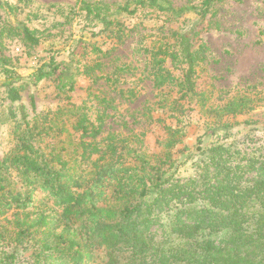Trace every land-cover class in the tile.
<instances>
[{"label": "trees", "instance_id": "obj_1", "mask_svg": "<svg viewBox=\"0 0 264 264\" xmlns=\"http://www.w3.org/2000/svg\"><path fill=\"white\" fill-rule=\"evenodd\" d=\"M216 1L176 7L170 0H127L111 7L77 0L67 20L78 14L92 38L114 36L118 42L125 37L124 14L150 8L175 19L194 15L174 32V41L161 37L148 49L159 99L144 114L154 118L150 111L155 105L176 123L168 127L160 150L151 152L142 132L97 139L112 117L108 110L116 108L102 86H89L82 103L44 118L29 121L22 110L10 131L12 145L0 159V249H11L0 264H11L5 259H15L18 250H31L34 264H264V145L252 138L240 141L236 134L238 127L257 125L256 120L232 122L256 109L264 97L237 94L215 103L197 88L205 50L202 32ZM19 3L25 0H0L10 19L2 31L20 30L30 47L47 44L18 18ZM85 40H77L69 62L58 60L60 51L48 47L49 58L29 80L18 73L12 57L0 52L5 98L19 101L22 90L45 79L56 80L57 90L68 98L77 76L84 75L136 99V87L118 88L127 64L105 73L110 52L97 40ZM80 42L93 46L94 59L84 60L85 52L79 56ZM168 59L179 70L178 78L165 66ZM187 103L211 122L197 146L186 145L175 157L189 125ZM186 162L193 175H181Z\"/></svg>", "mask_w": 264, "mask_h": 264}, {"label": "rangeland", "instance_id": "obj_2", "mask_svg": "<svg viewBox=\"0 0 264 264\" xmlns=\"http://www.w3.org/2000/svg\"><path fill=\"white\" fill-rule=\"evenodd\" d=\"M91 1H101L116 7L127 0ZM170 1L178 7L183 4L198 5L203 0ZM75 4L77 0H25V3L20 4L18 18L25 21L30 28L38 30L39 35L47 43L33 47L18 34L20 30L2 31L5 19H10L0 8V52L12 57L17 63L18 73L24 80H29L28 75L49 58L51 53L47 51L48 47L52 46L60 51L55 55L58 60L69 62L70 51L78 44L77 40L81 36L84 40L85 38L88 41L97 40L103 49L110 52L109 57L104 59L106 65L102 69L107 73L115 67L127 64L125 67L128 69L119 73L118 88L136 87L138 96L130 100L125 94L123 96L113 90L114 86L108 87L104 84L103 79H98V82L93 84L86 76L78 75L76 88L69 93L68 98L59 93L56 80L45 79L38 84H30L22 90L21 100L11 103L5 98L6 92L1 85L0 76V159L12 145L10 131L14 119L21 118L22 110H25L29 121L36 117L44 118L46 114H54L67 105L82 103L87 98V90L91 85L94 88L100 86L105 88L107 94L115 99L116 104L115 109L108 110L112 117L107 119L104 130L97 139L113 133L127 135L142 132L144 147L151 152L159 151L168 135V127L176 123V119L169 112L158 109L155 105L150 111L154 118L151 119L148 114H144L152 102L159 99L151 80L153 66L148 49L161 37L174 41V32L188 23L194 15L185 14L182 18L175 19L150 8L139 9L135 14H124L120 20L125 37L124 41L118 42L114 36L105 38L96 35L92 38L87 32L86 21L78 14L67 20V15L71 17ZM204 25L202 37L205 50L198 71V91L208 95L215 103H221L237 94L264 97V0H217ZM81 43L79 44L83 45V48H78L79 56H83L82 52H85L84 60L94 59L96 55L90 54L93 46ZM165 66L173 76L176 78L180 76L179 70L170 59L166 61ZM95 73L100 75V68ZM187 108L185 112L189 117V125L183 143L175 148V157H180V151L184 146L190 148L197 146L198 136L210 125V120L199 111V108L188 103ZM246 119L256 120L258 124L252 128L238 127L236 133L238 139L245 141L252 138L258 145H264V127L261 125L264 124V100L256 109L235 117L232 122H242ZM185 153H188V150ZM180 170L181 175L195 173L187 162ZM52 204L56 209H62V206ZM0 251V257H4L5 252L7 256L11 249L4 247ZM31 252L18 250L15 259L7 258L5 262L34 264Z\"/></svg>", "mask_w": 264, "mask_h": 264}]
</instances>
